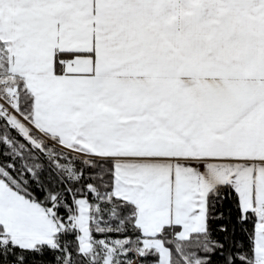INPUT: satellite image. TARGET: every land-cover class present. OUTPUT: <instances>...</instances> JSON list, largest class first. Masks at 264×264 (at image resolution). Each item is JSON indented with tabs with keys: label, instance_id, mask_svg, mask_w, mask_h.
<instances>
[{
	"label": "snow or ice",
	"instance_id": "6c2138e0",
	"mask_svg": "<svg viewBox=\"0 0 264 264\" xmlns=\"http://www.w3.org/2000/svg\"><path fill=\"white\" fill-rule=\"evenodd\" d=\"M0 264H264V0H0Z\"/></svg>",
	"mask_w": 264,
	"mask_h": 264
}]
</instances>
